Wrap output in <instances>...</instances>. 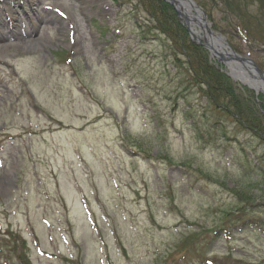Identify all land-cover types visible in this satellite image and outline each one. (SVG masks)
I'll return each instance as SVG.
<instances>
[{"label":"rangeland","instance_id":"1","mask_svg":"<svg viewBox=\"0 0 264 264\" xmlns=\"http://www.w3.org/2000/svg\"><path fill=\"white\" fill-rule=\"evenodd\" d=\"M194 2L264 72L262 1ZM149 13L148 0H0V264H19L10 233L29 264H264V192L224 221L244 205L243 154L203 119L194 131L206 101Z\"/></svg>","mask_w":264,"mask_h":264},{"label":"trees","instance_id":"2","mask_svg":"<svg viewBox=\"0 0 264 264\" xmlns=\"http://www.w3.org/2000/svg\"><path fill=\"white\" fill-rule=\"evenodd\" d=\"M261 1L260 13H264V0ZM148 13L158 21L157 28L165 27V22L172 26L169 34L173 43L171 49L175 58L182 60L181 73L186 76L191 93H198L206 101L205 107L198 109L201 111L199 118H192L194 131L203 119L207 129L201 132L202 135L218 134L220 142L235 143L243 154L240 169L244 179L240 180L241 184L238 183L241 190L236 188L235 191L244 205L227 211L224 221L236 219L246 213L250 204L257 201V198L247 195L249 189L256 185L264 192V95H255L251 89L239 86L223 71L224 66L220 62L210 58L207 49L192 42L185 27L178 21L174 9L167 2L148 0ZM159 13L161 19L158 18ZM169 30L167 28L166 32ZM189 93L186 90V95L176 94L180 98H186ZM185 113L190 114L189 110ZM262 200L264 198H260L259 203ZM10 236L16 242L12 250L18 263L29 264L25 254V240L18 233H10Z\"/></svg>","mask_w":264,"mask_h":264},{"label":"bare ground","instance_id":"3","mask_svg":"<svg viewBox=\"0 0 264 264\" xmlns=\"http://www.w3.org/2000/svg\"><path fill=\"white\" fill-rule=\"evenodd\" d=\"M173 4L182 18L187 19L188 25L194 37L205 40L213 47V51L223 53L226 57H228L227 61L224 63L228 68L229 74L236 81L249 86L258 93H264V81L259 78L256 71L250 66H245L240 60H232L229 58V55L232 54L229 47L225 45L220 35L214 33L213 31L209 32V30H211L210 24L204 18L202 11L194 3L190 2L189 0H174ZM36 19L38 21L45 22L53 21L55 18L51 13L43 11L39 16H36ZM1 23L3 26L8 24L2 19ZM23 26V23H21L19 26H16L15 33L21 34L23 32ZM202 33L204 35H202ZM3 34L4 36H8L5 32ZM36 44L39 45V43Z\"/></svg>","mask_w":264,"mask_h":264},{"label":"water","instance_id":"4","mask_svg":"<svg viewBox=\"0 0 264 264\" xmlns=\"http://www.w3.org/2000/svg\"><path fill=\"white\" fill-rule=\"evenodd\" d=\"M165 1H167L169 4H171L173 7H174V4H173V2H174V0H165ZM190 2H192V3H194V1L193 0H189ZM195 4V3H194ZM197 7L202 11V13L204 14V16H205V13H204V11H203V9L200 7V6H198L197 5ZM176 10V9H175ZM176 12H177V14H178V16H179V18L181 19V20H183L184 18H182V16L180 15V13L176 10ZM185 21H186V26H187V30H188V32H189V34L191 35V36H193V33L191 32V30H190V28H189V26H188V22H187V20H186V18L184 19ZM209 32H211V30H209ZM194 40V39H193ZM195 41V40H194ZM198 43H200V41H197ZM223 42L226 44V45H228L227 43H226V41L223 39ZM203 46L206 48V49H208L209 50V52L215 57V58H217L218 60H220V61H222V62H225V61H227V58L228 57H226L223 53H219V52H215V51H213V47L210 45V44H208L205 40L203 41ZM231 55H232V57H231V55H229V58L230 59H232V60H240V61H242L243 63H244V65L245 66H250L252 69H254L255 71H256V73H257V75L259 76V78L261 79V80H263L264 81V72L259 68V67H257V65H256V63L252 60V59H250V58H248V57H244V56H241V55H239L238 53H236L233 49H231Z\"/></svg>","mask_w":264,"mask_h":264}]
</instances>
